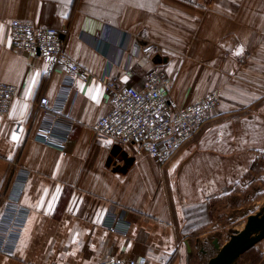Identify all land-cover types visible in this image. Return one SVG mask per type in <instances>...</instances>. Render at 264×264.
<instances>
[{"label":"crops","instance_id":"crops-1","mask_svg":"<svg viewBox=\"0 0 264 264\" xmlns=\"http://www.w3.org/2000/svg\"><path fill=\"white\" fill-rule=\"evenodd\" d=\"M15 19L66 30V53L92 78L69 83L60 70L48 73L39 58L12 49ZM126 34L142 36L148 49L131 58L134 76L123 70ZM154 66L178 106L211 92L220 104L164 166L128 149L133 161L122 171L121 158L93 131L109 111L100 78L140 88ZM0 82L18 87L0 116V225L12 163L28 172L17 199L24 217L0 264H98L109 254L183 264L193 255L190 241L207 237L224 194L256 187L254 198L264 201V0H0ZM67 84L74 130L57 149L35 140L43 120L36 102L44 96L53 106ZM110 210L127 222L126 237L106 228ZM259 251L264 264V239ZM202 254L205 263L214 257Z\"/></svg>","mask_w":264,"mask_h":264},{"label":"built area","instance_id":"built-area-1","mask_svg":"<svg viewBox=\"0 0 264 264\" xmlns=\"http://www.w3.org/2000/svg\"><path fill=\"white\" fill-rule=\"evenodd\" d=\"M66 30L38 28L31 21L15 19L9 23V40L12 49L39 58L48 73L60 70L67 81L87 82L92 74L66 53ZM122 54H126L123 70L130 76L135 73L130 60L140 54H146L142 36L126 34ZM109 111L94 126L97 138L107 142L112 151L118 147L134 156L148 155L154 163L162 167L200 128L213 118L214 110L220 104L218 92L202 96L197 102L178 106L170 94V82L160 68L154 66L142 77L140 88L126 85L118 77L103 74L100 78ZM72 87L67 84L64 93L52 106L48 98L41 96L36 102V111L41 114L42 122L35 132V140L47 146L64 149L71 141L74 122L65 113V109L74 100ZM18 94L14 84L0 82V116L6 115L13 99ZM128 157V156H127ZM117 161H111V167H117ZM8 203L1 215L0 252L6 251L7 244L19 232L24 209L17 204L28 178V172L12 163ZM106 228L110 232H119L126 237L128 224L118 213L109 211ZM98 264H148L145 257L124 259L109 254Z\"/></svg>","mask_w":264,"mask_h":264},{"label":"rangeland","instance_id":"rangeland-1","mask_svg":"<svg viewBox=\"0 0 264 264\" xmlns=\"http://www.w3.org/2000/svg\"><path fill=\"white\" fill-rule=\"evenodd\" d=\"M238 188L239 190L233 194H224L221 197L223 201L216 203L217 207L213 209L212 214V227L208 230L207 237L201 241H196L195 238L190 241V247L194 250L193 255L182 259L183 264H186L187 259L188 263L191 264L195 257L197 259L200 257L203 260L201 264H207L205 263L206 257L203 256L202 252L207 253V258L215 256L218 250L212 245L213 241H216L220 247L223 246L229 240L230 235L243 229L248 215H256L263 211L264 201L259 200L262 194L254 198L255 195L252 193V191L257 190L256 187L248 189L239 185ZM259 243L242 255L237 260V264H260L262 257L259 251Z\"/></svg>","mask_w":264,"mask_h":264},{"label":"water","instance_id":"water-1","mask_svg":"<svg viewBox=\"0 0 264 264\" xmlns=\"http://www.w3.org/2000/svg\"><path fill=\"white\" fill-rule=\"evenodd\" d=\"M112 154L119 156L124 165L120 169L124 171L132 163V158L127 157L125 152L118 147H113ZM118 169V168H117ZM264 239V207L261 213L247 217L243 229L230 235L229 240L223 246H219L214 241V246L218 250L207 264H237V260L248 250Z\"/></svg>","mask_w":264,"mask_h":264},{"label":"trees","instance_id":"trees-1","mask_svg":"<svg viewBox=\"0 0 264 264\" xmlns=\"http://www.w3.org/2000/svg\"><path fill=\"white\" fill-rule=\"evenodd\" d=\"M252 248H253V247H252ZM252 248H251V249H252ZM251 249H250V250H251ZM248 251H249V250H248ZM248 251H247V252H248ZM245 253H246V252H245ZM245 253H244V254H245ZM244 254H243V255H244Z\"/></svg>","mask_w":264,"mask_h":264}]
</instances>
